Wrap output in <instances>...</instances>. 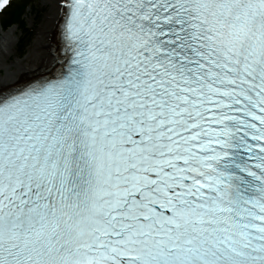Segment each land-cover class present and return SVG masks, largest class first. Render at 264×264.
Listing matches in <instances>:
<instances>
[{
    "label": "snow or ice",
    "instance_id": "6c2138e0",
    "mask_svg": "<svg viewBox=\"0 0 264 264\" xmlns=\"http://www.w3.org/2000/svg\"><path fill=\"white\" fill-rule=\"evenodd\" d=\"M47 3L52 64L0 83V264H264V0Z\"/></svg>",
    "mask_w": 264,
    "mask_h": 264
},
{
    "label": "bare ground",
    "instance_id": "6f19581e",
    "mask_svg": "<svg viewBox=\"0 0 264 264\" xmlns=\"http://www.w3.org/2000/svg\"><path fill=\"white\" fill-rule=\"evenodd\" d=\"M40 1L41 5L45 6V10L37 24L27 51L17 61L11 62L8 60L9 53L7 47L10 40L8 36H0V74L4 72L0 77V83L3 81L11 83L18 77H22L24 81H30L41 75V72L34 71L37 65L50 66L52 64L53 54L48 51V21L50 11L47 0Z\"/></svg>",
    "mask_w": 264,
    "mask_h": 264
},
{
    "label": "rangeland",
    "instance_id": "374dc122",
    "mask_svg": "<svg viewBox=\"0 0 264 264\" xmlns=\"http://www.w3.org/2000/svg\"><path fill=\"white\" fill-rule=\"evenodd\" d=\"M44 8H45V6L41 5L40 0H32L31 8L23 10L24 15H23L22 19L24 18L25 26L27 28H31L32 33L30 35L28 42L26 43V45L24 46V48L22 49V51L20 53L17 50V45L21 39V31L19 30L18 25L15 24L13 26H10L5 31H3L1 26H0V36H3V35L8 36V39L10 40L9 45L7 47V50L9 53V56H8L9 61H11V62L17 61L18 58L20 56H22L27 51V48L30 45L31 39H32L34 32L36 30L37 24L41 19L42 13L45 10ZM2 74H4V72ZM2 74H0V77L2 76Z\"/></svg>",
    "mask_w": 264,
    "mask_h": 264
},
{
    "label": "trees",
    "instance_id": "16d2710c",
    "mask_svg": "<svg viewBox=\"0 0 264 264\" xmlns=\"http://www.w3.org/2000/svg\"><path fill=\"white\" fill-rule=\"evenodd\" d=\"M26 6H27L26 1L18 5H14L12 9H10L4 17L5 22L3 24V27L10 26L11 24L15 23V21H17L21 16V10L24 9ZM21 25L23 24L21 23Z\"/></svg>",
    "mask_w": 264,
    "mask_h": 264
}]
</instances>
